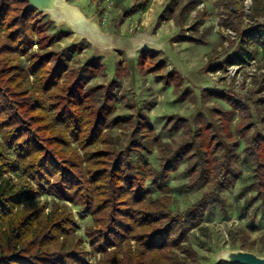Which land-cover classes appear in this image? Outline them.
Masks as SVG:
<instances>
[{
    "label": "trees",
    "instance_id": "obj_1",
    "mask_svg": "<svg viewBox=\"0 0 264 264\" xmlns=\"http://www.w3.org/2000/svg\"><path fill=\"white\" fill-rule=\"evenodd\" d=\"M218 0L222 8L220 25L235 34L236 50L223 62L210 68L213 73L226 67H243L255 59L260 50L264 62V25L243 29L242 2ZM202 0H169L159 13L154 27L172 21L178 32L172 42L204 44L207 11L197 12L191 24L188 15ZM26 0H0V264H71L82 262L80 252L64 251L73 236L75 221L64 205L33 202L37 192L29 179L54 198L68 201L89 212L93 227L87 232L91 244L102 259L96 264H185L176 251L192 261L195 253L182 247L186 221L201 223L212 204L223 208L221 195L236 184L238 150L252 166L253 190L264 203V65L253 89L240 96L226 90H204L202 106L189 118L169 116L170 130L182 128L174 144L162 143L156 137L149 119L138 114L136 120L114 117L115 82L89 87L81 96L73 88L64 64L53 54L29 56V72L41 95L33 101L28 94V75L11 66L12 53H27L39 36L37 12L27 10ZM150 0H134L123 11L127 19L146 12ZM253 17H264V0H252ZM230 41L223 36L211 54ZM141 71L153 73L156 82L174 86L176 95L190 97L182 90V78L156 63V53L142 52ZM97 59L89 60L84 71L96 75ZM46 99H43V96ZM211 99L229 108L212 104ZM46 100L50 105H46ZM237 114V123H232ZM128 127L124 146L111 135L112 130ZM232 127V129H231ZM235 134V136H233ZM71 142L82 151L79 157ZM8 148L12 159L7 151ZM159 154L158 170H153L133 154ZM187 183L185 189L206 187L200 198L183 212L171 210L170 198H151L140 182L161 194L168 192L166 183L181 164ZM85 164V165H84ZM16 177V184L6 174ZM43 182L47 188H42ZM33 202V203H32ZM32 203V204H31ZM131 242L135 248L132 250ZM252 244L240 250L251 252ZM216 264H229L220 261Z\"/></svg>",
    "mask_w": 264,
    "mask_h": 264
},
{
    "label": "rangeland",
    "instance_id": "obj_2",
    "mask_svg": "<svg viewBox=\"0 0 264 264\" xmlns=\"http://www.w3.org/2000/svg\"><path fill=\"white\" fill-rule=\"evenodd\" d=\"M168 1L150 0L146 12L123 19V11L131 7L134 0H69L70 5L77 6L88 19L98 25L106 39L104 44L94 38H77L76 33L71 32L64 24L56 26L48 15L36 11L40 22V34L34 37V43L27 53L10 55V65L26 71L28 75L26 88L34 102L39 99L41 92L35 77L29 72L31 54H53L57 62L66 66L70 82L81 96L89 87L107 86L115 82L117 87L114 117L136 120L137 115L142 114L149 119L155 137L160 142L174 144L182 136L183 130L178 127L171 131L170 126L166 124L169 116L189 118L201 108V95L204 90L220 89L234 93L240 98L246 96L253 89V80L258 79L263 72L264 62L259 50L255 59L243 67L232 66L217 73L211 72L210 68L235 52L237 44L235 34L220 25L222 17L219 14L222 8L216 4L218 0H202L187 17V24H191L197 12L207 11L208 16L200 27L206 28L207 41L204 44L172 42L178 30L171 21L163 23L157 29L154 27L157 16ZM242 27L244 29V26ZM223 36H228L234 43L229 46L226 40L224 48L219 47L218 53L211 54L212 48L219 44ZM144 51L156 53L154 66L160 62L166 66L162 71L156 70L155 74H167L170 70L179 74L183 81L181 89L190 92L189 98L183 99L182 92L176 95L172 85L156 82L153 73L143 74L140 68ZM92 59H97L100 64V70L94 76L83 70L85 64ZM42 97L46 99L44 95ZM212 104L224 109L229 108L218 99H211L208 106ZM46 105H50L48 100ZM236 123L237 114L232 126ZM111 135L124 146L129 135L128 127L112 130ZM71 148L82 157V151L75 142H71ZM242 148L243 145L238 150L236 165L240 177L232 189L221 195L223 208L214 203L205 213L201 223L188 220L183 226L182 247L190 248L196 256L192 261L182 251H176L179 259H187L185 264H214L222 253L240 250L242 244H252L251 252L264 257V203L255 195L252 166L246 160ZM6 149L9 156L14 159L11 151ZM132 158H140L153 170H158L160 158L155 149L149 153L133 154ZM184 168L185 163L170 175L166 183L168 190L166 194L150 188L149 180L141 181V188L149 190L153 199L169 197L171 210L183 212L206 190L205 186L192 190L185 189L187 178L183 172ZM5 177H10L16 184L18 183L16 177L9 173ZM26 181L40 192L33 202L46 203L45 213L50 212L51 205L55 202L64 205L73 215L74 233L66 241L64 251L80 252L78 256H81L83 261L71 264H96L100 261L103 258L102 254L88 238L87 232L93 227L90 213L71 202L62 201L41 191L40 187L29 179ZM41 187L47 188V183L43 182ZM131 247L134 250V242H131Z\"/></svg>",
    "mask_w": 264,
    "mask_h": 264
},
{
    "label": "water",
    "instance_id": "obj_3",
    "mask_svg": "<svg viewBox=\"0 0 264 264\" xmlns=\"http://www.w3.org/2000/svg\"><path fill=\"white\" fill-rule=\"evenodd\" d=\"M26 1L28 3L27 10H35L43 15H48L56 26L64 24L71 32L75 31L77 35L75 37L77 38H94V33L96 31L100 32L98 25L91 19H88L77 6L70 5L68 3L69 0ZM80 33L83 36L80 37ZM220 261L229 264H264V257L257 256L248 251L235 250L222 253L214 264Z\"/></svg>",
    "mask_w": 264,
    "mask_h": 264
},
{
    "label": "built area",
    "instance_id": "obj_4",
    "mask_svg": "<svg viewBox=\"0 0 264 264\" xmlns=\"http://www.w3.org/2000/svg\"><path fill=\"white\" fill-rule=\"evenodd\" d=\"M244 29L249 30L257 25H264L263 18H253L252 0H244L242 2ZM237 68V66H234Z\"/></svg>",
    "mask_w": 264,
    "mask_h": 264
},
{
    "label": "bare ground",
    "instance_id": "obj_5",
    "mask_svg": "<svg viewBox=\"0 0 264 264\" xmlns=\"http://www.w3.org/2000/svg\"><path fill=\"white\" fill-rule=\"evenodd\" d=\"M74 33H76L75 31H74ZM80 36H83V34H81L80 33ZM94 40H97V41H99L101 44H104L105 43V36L104 35H102L101 33H99V31H96L95 33H94ZM98 43V42H97ZM108 43V42H107Z\"/></svg>",
    "mask_w": 264,
    "mask_h": 264
},
{
    "label": "crops",
    "instance_id": "obj_6",
    "mask_svg": "<svg viewBox=\"0 0 264 264\" xmlns=\"http://www.w3.org/2000/svg\"><path fill=\"white\" fill-rule=\"evenodd\" d=\"M158 17V16H157ZM157 20V19H156ZM172 22V21H171ZM156 23V22H155ZM173 23V22H172ZM174 25V24H173Z\"/></svg>",
    "mask_w": 264,
    "mask_h": 264
}]
</instances>
